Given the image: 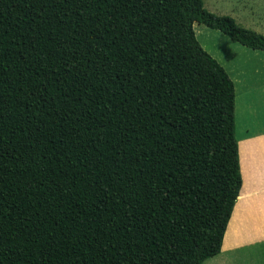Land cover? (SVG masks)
Segmentation results:
<instances>
[{
	"label": "trees",
	"instance_id": "1",
	"mask_svg": "<svg viewBox=\"0 0 264 264\" xmlns=\"http://www.w3.org/2000/svg\"><path fill=\"white\" fill-rule=\"evenodd\" d=\"M203 0H0V264H202L242 186Z\"/></svg>",
	"mask_w": 264,
	"mask_h": 264
},
{
	"label": "crops",
	"instance_id": "2",
	"mask_svg": "<svg viewBox=\"0 0 264 264\" xmlns=\"http://www.w3.org/2000/svg\"><path fill=\"white\" fill-rule=\"evenodd\" d=\"M240 75H243V86L240 83L239 88L243 90L246 99L245 116L249 122L242 139V186L223 238L221 251L202 264H264V66H251L248 74L247 71L240 70ZM238 76L236 81L239 83ZM253 120L259 122L252 126ZM229 228L235 230L232 231V239L226 244ZM240 229L247 232L242 240L234 238Z\"/></svg>",
	"mask_w": 264,
	"mask_h": 264
},
{
	"label": "rangeland",
	"instance_id": "3",
	"mask_svg": "<svg viewBox=\"0 0 264 264\" xmlns=\"http://www.w3.org/2000/svg\"><path fill=\"white\" fill-rule=\"evenodd\" d=\"M203 7L217 16L231 17L240 27L264 35V0H203ZM193 30L200 46L224 68L232 81L235 80V138L238 144L239 165L243 181L244 143L242 139L249 122H247L248 117L245 116L246 99L243 90L239 88L240 83L243 86V75H240V70L247 71L248 74L251 66H264V52L251 50L232 42L221 32L200 23H194ZM253 53H257L258 56ZM238 75L240 76L239 83L236 81ZM250 99L252 101L251 96ZM258 122L253 120L252 126ZM234 230V228H229L225 239L226 244L232 239ZM246 234V231L240 229L234 238L238 237V240H242Z\"/></svg>",
	"mask_w": 264,
	"mask_h": 264
}]
</instances>
